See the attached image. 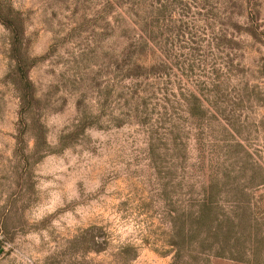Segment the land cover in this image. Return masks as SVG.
<instances>
[{
  "label": "rangeland",
  "instance_id": "1",
  "mask_svg": "<svg viewBox=\"0 0 264 264\" xmlns=\"http://www.w3.org/2000/svg\"><path fill=\"white\" fill-rule=\"evenodd\" d=\"M0 264H264V0H0Z\"/></svg>",
  "mask_w": 264,
  "mask_h": 264
}]
</instances>
